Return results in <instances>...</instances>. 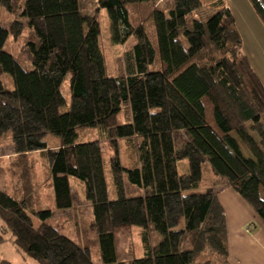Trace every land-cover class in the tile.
<instances>
[{
    "label": "trees",
    "instance_id": "obj_1",
    "mask_svg": "<svg viewBox=\"0 0 264 264\" xmlns=\"http://www.w3.org/2000/svg\"><path fill=\"white\" fill-rule=\"evenodd\" d=\"M95 1L124 46L123 74H106L99 23L78 0H0V137L15 155L12 183L0 167V242L10 235L40 264H229L219 189L232 187L264 221V83L235 14L227 0ZM140 1L152 2L156 67L144 23L129 21L127 5ZM247 1L264 28V0ZM10 38L22 41L18 55L4 49ZM85 127L96 137L81 139ZM33 151L44 156L52 206H36ZM70 178L84 185L80 224L53 218L71 207Z\"/></svg>",
    "mask_w": 264,
    "mask_h": 264
},
{
    "label": "rangeland",
    "instance_id": "obj_2",
    "mask_svg": "<svg viewBox=\"0 0 264 264\" xmlns=\"http://www.w3.org/2000/svg\"><path fill=\"white\" fill-rule=\"evenodd\" d=\"M79 1V7L82 11L92 13L96 16V19L99 23L100 28V36H99V44L100 48L103 53L104 58V67L107 75H114V74H123L124 73V59H123V50L124 46H119L118 44H115L111 41L110 38V30H109V19L107 15V11L105 8H99L97 9V3L95 0H78ZM206 1V0H203ZM246 2V3H245ZM229 6L230 8L237 14V16L241 19H243L242 24L240 27V35L242 38V45L243 50L246 54H248L249 57L254 56V50L253 47L249 45L251 42V37L247 36L248 34L243 32V26H245L246 30L250 33V35L253 37L255 34V40L258 42L259 39V31L257 27H254V31L250 28L252 25L251 22H249V15L252 14V18L256 20V16L254 17V12L252 8L250 7L247 0H229ZM205 8L201 9L202 11L197 12L198 16L202 19H205V15L208 14V12H205ZM152 9V2L151 1H140L136 3H131L127 5V11L129 16V21L134 26H140L142 23H144L143 31L146 34L151 46L155 50V61L153 67H156L159 56H158V49H157V36L155 28L152 26V19H147V16ZM2 16V15H1ZM258 20V18H257ZM261 28V27H260ZM262 33L264 32L261 30ZM254 33V34H253ZM250 37V38H249ZM136 40V36H133L126 44L127 46H130L134 43ZM253 40V39H252ZM254 44V40L253 43ZM263 44V43H262ZM22 45L21 39H9L7 44L5 45L4 49L11 51L14 53V55H18L20 51V47ZM264 45V44H263ZM264 54V53H263ZM263 56V55H262ZM264 57V56H263ZM254 59V58H253ZM259 62V61H258ZM152 66V65H151ZM261 71V70H260ZM263 75V73H262ZM264 76V75H263ZM0 78H5V76L0 72ZM7 80V79H4ZM261 121L264 124V114L261 117ZM83 130V131H82ZM81 131L78 130L79 133H81V139H93L96 137V132L93 128L85 127ZM45 140L47 141L48 145L51 148H56L60 141L59 139L55 138L53 134H47ZM118 142V150L121 155L122 160L125 163H128V152H127V146L124 143V141H117ZM242 152L249 156L248 150L240 143ZM108 150H112V146H108ZM26 160H28V171H29V178L31 182V188H35L34 191V200L36 203V206L39 207H48L52 206V190L50 187V177L49 173L47 172L44 156L42 155V152L40 151H33L30 153H25ZM15 155L13 152L11 139L8 134L3 135L0 137V167H3L6 169V177L5 182L12 183L13 178L11 176V166L13 165L15 161ZM106 165H107V156H105L104 159ZM1 170V169H0ZM105 174L107 178V187L108 192L112 193V176L110 173V170L108 167L105 169ZM72 181H76L72 183V194H73V201H74V210L72 211H63L59 216V211L56 212V216L53 215L54 220L64 219V218H71L75 215V218L80 224V219L83 218L86 215L87 210V202L84 198V185L83 183L76 179V178H70ZM232 188L230 186H225L219 189L220 192L226 188L228 189ZM233 189V188H232ZM218 194V195H219ZM55 214V210H54ZM86 220V216L84 217ZM139 229H133L131 234H129L128 241L130 242L131 246L133 247L134 252H137L139 254L140 252V243H139ZM73 234H75V231H72ZM77 237L80 235L81 232L76 233ZM126 245V238L119 234L118 236V246L120 249V252H124L125 250L123 247ZM0 258L7 259L11 261L14 264H40L37 260L31 258L27 253L22 251L20 248L16 247L13 243V239L10 235H6L4 239L0 242Z\"/></svg>",
    "mask_w": 264,
    "mask_h": 264
},
{
    "label": "crops",
    "instance_id": "obj_3",
    "mask_svg": "<svg viewBox=\"0 0 264 264\" xmlns=\"http://www.w3.org/2000/svg\"><path fill=\"white\" fill-rule=\"evenodd\" d=\"M227 2H229V0H227ZM233 13L235 14L234 11ZM255 16L256 15L254 14V17ZM235 17L237 26L240 30L239 26H241L243 19H240L237 14H235ZM249 22L252 23V25L250 26L252 31H254L255 26L257 27L259 31V39L258 42H256V40L254 39L255 34L253 33L254 35L252 37L248 30H246L245 26L242 25L243 32L248 34L247 36L251 37V42L249 43V45L252 46L253 50L255 51L253 56L254 59L252 57H249L248 54L247 56L251 62V65L264 83V32L262 33L261 31H264V28L260 21L257 20V16L256 20L252 18V14L249 15ZM252 39L254 40V44H252ZM59 146L60 143L57 148ZM74 182L76 181H72L71 179H69L70 186ZM31 191L34 194L35 188H31ZM70 193L72 196L71 207L67 209H55V216L57 211H59V216L63 211L73 212L74 201L72 188L70 190ZM53 199L54 198L52 191V203ZM218 200L223 206L225 212V227L229 264H264V221L260 217H258L254 209L232 188H224L218 195Z\"/></svg>",
    "mask_w": 264,
    "mask_h": 264
}]
</instances>
